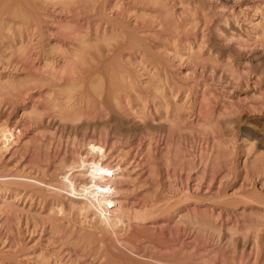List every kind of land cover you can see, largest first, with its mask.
I'll list each match as a JSON object with an SVG mask.
<instances>
[{"label":"rangeland","instance_id":"rangeland-1","mask_svg":"<svg viewBox=\"0 0 264 264\" xmlns=\"http://www.w3.org/2000/svg\"><path fill=\"white\" fill-rule=\"evenodd\" d=\"M3 131L0 264H264V0H0Z\"/></svg>","mask_w":264,"mask_h":264},{"label":"bare ground","instance_id":"bare-ground-1","mask_svg":"<svg viewBox=\"0 0 264 264\" xmlns=\"http://www.w3.org/2000/svg\"><path fill=\"white\" fill-rule=\"evenodd\" d=\"M16 142V136L10 131H3L0 134L1 151H7L11 149ZM90 155L99 156L101 159H105V157L107 156L104 146L100 143L89 144L87 153L81 155V161L84 162ZM90 165L91 164H89V166ZM89 175L90 178L84 180L77 179L76 177H74L75 179L73 177L70 178L71 176L66 177V186L68 192L75 199V201L73 202V206L80 211H78L81 215L80 222H83L87 226V228H97L101 223H104L108 228L113 231L120 224H125V217L127 215L128 210L126 212V209H124L125 207L121 205L119 200L114 198L115 192L110 189L109 186H107L108 184L106 185L105 183H103L101 179L102 172H98L97 170L93 169L91 171V174ZM113 232H116V230Z\"/></svg>","mask_w":264,"mask_h":264}]
</instances>
